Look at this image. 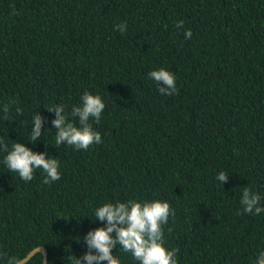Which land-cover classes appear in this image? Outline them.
<instances>
[{
    "label": "trees",
    "instance_id": "1",
    "mask_svg": "<svg viewBox=\"0 0 264 264\" xmlns=\"http://www.w3.org/2000/svg\"><path fill=\"white\" fill-rule=\"evenodd\" d=\"M160 68L178 94L158 91L148 74ZM85 92L106 105L91 121L102 143L56 146L45 107L63 105L77 123L70 113ZM0 140L47 153L61 173L45 183L37 169L25 182L0 150V251L44 247L48 264H75L88 250L82 237L104 226L92 221L98 207L161 200L174 212L164 240L178 264H256L264 212L240 201L248 187L264 207V0H0Z\"/></svg>",
    "mask_w": 264,
    "mask_h": 264
},
{
    "label": "clouds",
    "instance_id": "2",
    "mask_svg": "<svg viewBox=\"0 0 264 264\" xmlns=\"http://www.w3.org/2000/svg\"><path fill=\"white\" fill-rule=\"evenodd\" d=\"M115 27L121 34L127 31L126 22ZM175 27L183 28L184 22L182 20L177 22ZM192 35L191 29L184 32L185 39H191ZM148 75L159 86L158 91L162 95L178 94L176 77L172 72L160 68L151 71ZM80 100L81 103L73 105L70 113L77 123L69 120L63 105L45 107L48 112L55 113V119L51 123L57 129L56 146L67 145L77 150H87L93 144L102 143L101 134L94 130L91 121L99 123L106 107L105 103L100 96L89 92H85ZM9 111L10 105H4L3 112L6 121H9ZM16 111L22 113L19 108ZM32 122L34 126L31 127L29 141L35 143L43 134L44 117L38 113L33 117ZM0 146H2L0 150L7 153L4 157V164L9 172L17 173L25 182L33 179L34 171L37 169H42L45 173V183L58 181L61 178L59 162L49 158L47 153L34 152L20 142L13 143L11 150L2 140H0ZM216 179L224 184L228 180V173L222 171ZM260 201L261 196L258 193L244 187L240 201L243 212L261 214L264 212V207L259 206ZM173 215L174 212L167 201L129 200L106 203L95 210V219L89 217L93 222L100 221L104 226L92 229L82 237L88 250L82 257L75 258V264H120L119 259L114 255V250L117 248L131 254L139 264H178L176 258L178 250H169L165 247L164 240V226L168 224L169 217ZM40 252H42L40 248L33 249L20 257L0 251V259H3L6 264H29L32 257ZM256 264H264V252L258 254Z\"/></svg>",
    "mask_w": 264,
    "mask_h": 264
},
{
    "label": "water",
    "instance_id": "3",
    "mask_svg": "<svg viewBox=\"0 0 264 264\" xmlns=\"http://www.w3.org/2000/svg\"><path fill=\"white\" fill-rule=\"evenodd\" d=\"M35 249H39V248H35ZM40 249H41L42 252H40L38 254H42V257H43L42 264H48V250H47V248L40 247Z\"/></svg>",
    "mask_w": 264,
    "mask_h": 264
}]
</instances>
